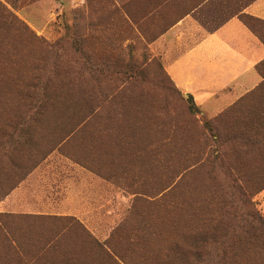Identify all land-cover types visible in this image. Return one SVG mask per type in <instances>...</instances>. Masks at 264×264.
<instances>
[{
  "label": "rangeland",
  "instance_id": "374dc122",
  "mask_svg": "<svg viewBox=\"0 0 264 264\" xmlns=\"http://www.w3.org/2000/svg\"><path fill=\"white\" fill-rule=\"evenodd\" d=\"M163 1L0 0V264H264V79L188 99Z\"/></svg>",
  "mask_w": 264,
  "mask_h": 264
},
{
  "label": "crops",
  "instance_id": "0c3cea01",
  "mask_svg": "<svg viewBox=\"0 0 264 264\" xmlns=\"http://www.w3.org/2000/svg\"><path fill=\"white\" fill-rule=\"evenodd\" d=\"M151 8L150 17L168 25L154 41L166 73L196 104L220 110L264 79V41L245 23L264 22V0H164Z\"/></svg>",
  "mask_w": 264,
  "mask_h": 264
},
{
  "label": "trees",
  "instance_id": "16d2710c",
  "mask_svg": "<svg viewBox=\"0 0 264 264\" xmlns=\"http://www.w3.org/2000/svg\"><path fill=\"white\" fill-rule=\"evenodd\" d=\"M188 99L193 100L192 96H189ZM208 125H209V127L212 128V125L210 123H208ZM252 220H253V223L256 226V227L252 226L253 227V233H254L253 234L254 239H259L260 237H264V220H263V218H261L257 214H253L252 215ZM257 230H259V231H257Z\"/></svg>",
  "mask_w": 264,
  "mask_h": 264
}]
</instances>
